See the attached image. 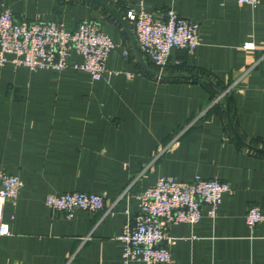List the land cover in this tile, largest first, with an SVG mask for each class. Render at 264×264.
Here are the masks:
<instances>
[{
  "label": "crops",
  "instance_id": "crops-1",
  "mask_svg": "<svg viewBox=\"0 0 264 264\" xmlns=\"http://www.w3.org/2000/svg\"><path fill=\"white\" fill-rule=\"evenodd\" d=\"M16 19L94 20L114 43L98 80L67 68L0 65V169L23 182L6 201L0 264H144L122 261L118 239L137 196L160 176L227 183L216 215L170 225V263L264 264V0H0ZM171 8L197 25L194 50L165 69L143 54L126 11ZM250 43V47L244 45ZM81 57L71 53L70 63ZM96 193L103 209L67 218L48 194ZM87 238V239H84Z\"/></svg>",
  "mask_w": 264,
  "mask_h": 264
},
{
  "label": "built area",
  "instance_id": "built-area-1",
  "mask_svg": "<svg viewBox=\"0 0 264 264\" xmlns=\"http://www.w3.org/2000/svg\"><path fill=\"white\" fill-rule=\"evenodd\" d=\"M240 5L256 6L260 0H236ZM126 19L132 24L140 51L163 71L173 49L194 50L199 45L197 25L178 16L171 8L156 16L128 9ZM250 47V43L244 45ZM114 43L94 20L79 22L68 29L60 21H27L16 19L10 9L0 10V65L23 66L30 70L62 71L71 68L86 73L92 80L102 77L105 62ZM75 53L80 62L70 63ZM23 182L19 176L0 169V236L10 233L3 221L6 201L15 202ZM230 186L217 178L194 176L191 181H179L160 176L153 186L138 194V211L132 226H125L118 239L122 244V261L144 264L171 262L167 230L170 225L197 223L202 217L201 205H207V215L214 217ZM45 203L53 211L72 218L74 209L95 213L103 209V197L96 193L63 192L48 194ZM264 219L259 207L251 204L245 221L253 229ZM87 239V238H84Z\"/></svg>",
  "mask_w": 264,
  "mask_h": 264
},
{
  "label": "water",
  "instance_id": "water-1",
  "mask_svg": "<svg viewBox=\"0 0 264 264\" xmlns=\"http://www.w3.org/2000/svg\"><path fill=\"white\" fill-rule=\"evenodd\" d=\"M91 1H97V0H91Z\"/></svg>",
  "mask_w": 264,
  "mask_h": 264
}]
</instances>
